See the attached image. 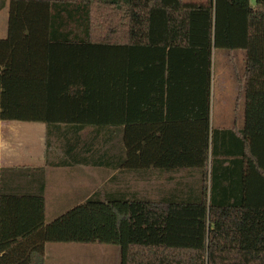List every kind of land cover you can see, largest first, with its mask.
Segmentation results:
<instances>
[{"label":"trees","instance_id":"1","mask_svg":"<svg viewBox=\"0 0 264 264\" xmlns=\"http://www.w3.org/2000/svg\"><path fill=\"white\" fill-rule=\"evenodd\" d=\"M8 2L0 121L44 123L49 145L108 173L196 180L160 200L97 191L50 222L43 179L3 191L0 264H45L48 243L119 246L121 264H264V0ZM216 50L246 54L242 127H212Z\"/></svg>","mask_w":264,"mask_h":264},{"label":"crops","instance_id":"2","mask_svg":"<svg viewBox=\"0 0 264 264\" xmlns=\"http://www.w3.org/2000/svg\"><path fill=\"white\" fill-rule=\"evenodd\" d=\"M7 6L9 8V2L4 8ZM224 61H226V63L230 62L234 66V69H236V64L241 62L246 63V54L241 50L232 53L227 52L224 55ZM241 78H238L239 83ZM240 89L241 91L243 90L242 87ZM237 125L238 124L235 123L231 128H234ZM87 135L88 131L83 133L84 140L87 139ZM104 140L110 144V138ZM111 157V159H115L118 156L116 154H111ZM94 162L96 161L90 159L88 154L76 156L72 160H69L64 156V153L53 140L49 145L47 126L44 123L0 121V196L3 191L7 194H37L40 183L43 179L45 184V208L46 194L48 192L49 184L52 182L59 185L57 190L55 189L51 192V198L53 201H59L60 205L72 201V208L84 202L87 198L97 192L96 178L104 177L106 182L110 181L111 183V178L116 177L115 181H117V184L114 187L111 186L107 190L110 189L111 191H117L120 188L127 187L119 185L121 183L120 177L133 175L136 176V178L139 177V179L143 181L144 177L147 178L152 176L153 181H155L157 177L168 179L172 176L171 174L180 171L151 169L140 172L116 170L108 173L104 166H97ZM98 162H100V160ZM181 170L189 171V169ZM155 182H153V184H155ZM80 193L83 195L80 196ZM46 245L45 264L47 256Z\"/></svg>","mask_w":264,"mask_h":264},{"label":"rangeland","instance_id":"3","mask_svg":"<svg viewBox=\"0 0 264 264\" xmlns=\"http://www.w3.org/2000/svg\"><path fill=\"white\" fill-rule=\"evenodd\" d=\"M256 2L257 0H251V5L254 7ZM8 18L9 8L7 6L0 12L1 39L6 38ZM226 53L227 51L224 50H216L213 56L211 124L215 129L231 128L235 123L242 127L245 123V93L244 90L241 91L240 89L241 85L238 78L243 76L246 63H238L234 69L230 62L224 61ZM171 175L168 179L157 177L156 182L153 181L152 176L144 177L142 181L139 177L129 175L120 177L121 183L119 185L127 186L125 190L128 192H137L140 196L160 200L175 188L182 187L184 191L187 190V186L196 180V176H192L188 170H180ZM96 184V190L103 191L111 186L114 187L117 181L110 183V181L106 182L104 177H99L96 178ZM58 186L55 182L50 183L46 194V217L49 222L71 209L73 203L68 201L60 205L59 201H53L51 192L57 190ZM81 195L83 194L80 193ZM46 246V264H121V248L115 245L48 243Z\"/></svg>","mask_w":264,"mask_h":264}]
</instances>
